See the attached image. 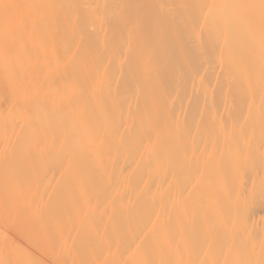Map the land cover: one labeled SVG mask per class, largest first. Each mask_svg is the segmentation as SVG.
<instances>
[{
    "label": "bare ground",
    "instance_id": "bare-ground-1",
    "mask_svg": "<svg viewBox=\"0 0 264 264\" xmlns=\"http://www.w3.org/2000/svg\"><path fill=\"white\" fill-rule=\"evenodd\" d=\"M0 264H264V0H0Z\"/></svg>",
    "mask_w": 264,
    "mask_h": 264
}]
</instances>
